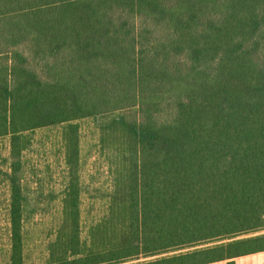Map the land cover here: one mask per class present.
Here are the masks:
<instances>
[{
    "label": "trees",
    "instance_id": "16d2710c",
    "mask_svg": "<svg viewBox=\"0 0 264 264\" xmlns=\"http://www.w3.org/2000/svg\"><path fill=\"white\" fill-rule=\"evenodd\" d=\"M91 118L113 187L83 237L77 121ZM61 125L66 180L43 264L264 250V233L241 237L264 231V0H0L11 264H25L28 133Z\"/></svg>",
    "mask_w": 264,
    "mask_h": 264
},
{
    "label": "rangeland",
    "instance_id": "374dc122",
    "mask_svg": "<svg viewBox=\"0 0 264 264\" xmlns=\"http://www.w3.org/2000/svg\"><path fill=\"white\" fill-rule=\"evenodd\" d=\"M80 138V180L82 184L83 237L88 227L105 213L108 193L112 189L110 152L100 144V130L95 119L77 121ZM65 125L29 132L31 143L23 153L25 223V264H43L47 258L46 245L58 224L59 194L66 180L63 132ZM10 138H0V264H11L12 242L9 217ZM262 232L244 235L247 237ZM240 237V238H241ZM172 254V253H171Z\"/></svg>",
    "mask_w": 264,
    "mask_h": 264
},
{
    "label": "crops",
    "instance_id": "0c3cea01",
    "mask_svg": "<svg viewBox=\"0 0 264 264\" xmlns=\"http://www.w3.org/2000/svg\"><path fill=\"white\" fill-rule=\"evenodd\" d=\"M9 189H10V186H9ZM62 190H61V193H62ZM61 193L59 194V198L61 197ZM230 261H233L235 264H264V250L240 255L232 259L218 260V261H213V262L204 263V264H228V262Z\"/></svg>",
    "mask_w": 264,
    "mask_h": 264
}]
</instances>
